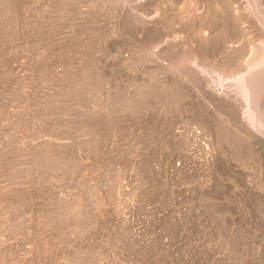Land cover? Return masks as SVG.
Here are the masks:
<instances>
[{
    "label": "rangeland",
    "instance_id": "obj_1",
    "mask_svg": "<svg viewBox=\"0 0 264 264\" xmlns=\"http://www.w3.org/2000/svg\"><path fill=\"white\" fill-rule=\"evenodd\" d=\"M253 53L264 0H0V264H264V153L211 101L264 144Z\"/></svg>",
    "mask_w": 264,
    "mask_h": 264
},
{
    "label": "bare ground",
    "instance_id": "obj_2",
    "mask_svg": "<svg viewBox=\"0 0 264 264\" xmlns=\"http://www.w3.org/2000/svg\"><path fill=\"white\" fill-rule=\"evenodd\" d=\"M180 1V0H179ZM123 3V2H122ZM127 3V2H126ZM177 3V2H176ZM166 6V5H165ZM170 6H172V5H170ZM212 6V5H211ZM169 9V8H168ZM171 9V8H170ZM143 10V9H142ZM256 10V9H255ZM132 11H133V9H132ZM167 11V10H166ZM253 12H254V10H253ZM174 13V12H173ZM208 13V12H207ZM211 13V12H210ZM255 13V12H254ZM129 14V13H128ZM162 14V13H161ZM215 14V13H214ZM163 15V14H162ZM257 15V14H256ZM168 16V15H167ZM172 16V15H171ZM217 16V15H216ZM215 16V17H216ZM128 17V16H127ZM133 17V16H132ZM132 17H129V19H128V23H127V25H128V30H129V32L132 34V35H134L136 32H138V27H137V22L135 21V19H133ZM220 17V16H219ZM197 19V18H196ZM219 19V18H218ZM222 19H223V17H222ZM222 19H220V20H222ZM194 20V19H193ZM164 21V20H163ZM161 22V21H160ZM227 22V21H226ZM159 23V22H158ZM192 23V22H191ZM181 24V23H180ZM229 24V23H228ZM169 25H170V23H169ZM184 25V24H183ZM226 25V24H225ZM126 26V25H125ZM167 26V25H166ZM171 26V25H170ZM182 26V25H181ZM186 26H188V24H186ZM222 26V25H221ZM127 27V26H126ZM140 27V26H139ZM172 27V26H171ZM185 27V26H184ZM219 27V26H218ZM166 28V27H165ZM216 28V27H215ZM223 28V27H222ZM228 28V27H227ZM147 29V28H146ZM170 29V28H169ZM185 29V28H184ZM165 31H164V33H163V31H162V33L164 34V35H168V33H170V31L166 28V29H164ZM173 30V29H172ZM152 32V34L151 33H149L150 34V37H151V35H152V37L151 38H153V41L152 40H150V42L152 41V42H154L155 44H156V40H158V38L160 39V33H157V31H151ZM172 32V31H171ZM221 32V31H220ZM216 33V32H215ZM137 34V33H136ZM146 34V33H145ZM173 34V33H172ZM162 35V34H161ZM217 35H218V33H217ZM149 36V35H148ZM227 36V35H226ZM163 38V37H162ZM231 38V37H230ZM180 39V38H179ZM227 39V38H226ZM161 40V39H160ZM204 41V40H203ZM149 42V43H150ZM165 42V41H164ZM206 42V41H205ZM203 43V42H202ZM167 44V43H166ZM198 44V43H197ZM163 45V44H162ZM169 45V44H168ZM263 45V44H262ZM161 46V45H160ZM176 46H178V45H176ZM174 47V46H173ZM188 47V46H187ZM175 48L176 47H174V52H175ZM177 50V49H176ZM198 51V50H197ZM256 51V50H255ZM178 52V51H177ZM189 52H190V50H189ZM202 53V52H201ZM258 53V52H257ZM261 53H263V50H262V52ZM165 54V53H164ZM173 54H175L176 55V53H173ZM238 54H240V53H238ZM254 54V53H253ZM256 54V53H255ZM253 55V56H251L252 54H250V56H251V62H249L248 61V63H249V65L247 66V72L249 73L250 71H252L253 69H258V70H255V71H257V72H255V71H252L249 75H247V77H243V78H239L238 80H234L233 82H234V84H233V86L230 88V87H227V89H225V91H228V93H232V95H234L235 97V99H237V98H240L241 100H242V102H243V104H244V111H245V114H244V111H242L243 113V115H245L246 117V119H247V121L249 122V125L252 127L251 129H254L255 130V128L257 129L258 127V129L260 130V126H263L264 127V54H263V56H261L262 58H260L259 60L257 59V57H258V55ZM186 55H188V54H185V56H183L184 57V60H185V57H186ZM260 55V54H259ZM262 55V54H261ZM164 56V55H163ZM177 56V55H176ZM181 56V54H180V56H177L176 58H177V60H182V57ZM172 57H174V56H172ZM188 57V56H187ZM190 57V56H189ZM252 57H253V59H252ZM260 57V56H259ZM258 57V58H259ZM171 57H169V59H170ZM175 58V57H174ZM249 58V57H248ZM171 59H173V58H171ZM191 59V58H190ZM247 59V58H246ZM258 61H257V60ZM174 60H176V59H174ZM176 60V61H177ZM183 60V61H184ZM150 62V61H149ZM175 62V61H174ZM179 62V61H178ZM189 63V62H188ZM259 64L257 67H255L256 66V64ZM170 64V63H169ZM194 64V63H193ZM247 64V63H246ZM173 65H174V63H173ZM191 65V64H190ZM206 65V64H205ZM179 66L182 68V69H180L181 70V72H179V71H177L176 69V71H177V73L178 74H180L181 73V75L179 76L180 78L182 77H185V78H187V81L188 82H190L192 85H193V87L196 89V90H198V91H201L202 90V88H203V81H202V78H199V76H197L195 73H194V71H192L190 68H187L186 66H183V64L182 63H180L179 64ZM210 66V65H209ZM185 67V68H184ZM205 67V66H204ZM245 67V66H244ZM176 68V67H175ZM240 69V68H239ZM205 70V69H204ZM203 70V71H204ZM215 70V69H214ZM241 70V69H240ZM206 71V70H205ZM211 71V70H210ZM235 71V70H234ZM208 72V71H207ZM232 73H234V72H232ZM247 73V74H248ZM246 75V74H245ZM244 75V76H245ZM242 77V76H241ZM184 79V78H183ZM182 82V81H181ZM217 83V82H216ZM176 85H177V83H176ZM218 85V84H217ZM179 86V85H178ZM206 86V85H205ZM221 86V85H220ZM186 87V86H185ZM187 88V87H186ZM189 88V87H188ZM228 88H230V90L228 89ZM193 89V88H192ZM221 89H222V87H221ZM221 89H219V90H221ZM183 91V90H182ZM195 91V90H194ZM207 91V90H206ZM222 91H224V90H222ZM224 91V92H225ZM219 93V92H218ZM222 93V92H221ZM212 94V93H211ZM223 94V93H222ZM221 95V94H220ZM226 96V95H225ZM215 97V96H214ZM207 98V97H206ZM210 98V97H209ZM208 99V98H207ZM213 99V98H212ZM204 100V99H203ZM212 101V103H216L215 104V106H213L214 107V109H213V111H214V114L215 115H218V117L221 119V121H219V122H221V123H223V125L222 126H224V124H228V125H230V126H234V128L235 129H237L238 131H239V133L240 132H242L244 135H245V137L247 138L245 141H243V143L242 142H239L238 143V145H237V149L239 150H237L238 152H240L241 154H243V155H245V153H246V155H248L247 153V150H252L253 151V148L254 147H256V146H259L261 149H262V151H263V153H264V144L261 142V141H259L257 138H255L250 132H249V130H248V128H246L244 125H243V123L240 121L241 119H239V116H238V114H237V111H236V108H235V106L233 105V104H230V103H227V102H223V101H221V102H218V101H216V100H211ZM214 105V104H213ZM201 112H203V110H201ZM212 113V112H211ZM213 114V115H214ZM214 115V116H215ZM206 117V116H205ZM210 117V116H209ZM218 117H217V119H218ZM203 118H204V116H203ZM202 118V119H203ZM213 120V119H212ZM203 121H206L207 122V119L205 118V119H203ZM211 120H208V122L209 123H211L210 122ZM214 121V120H213ZM212 121V122H213ZM215 122V121H214ZM219 122H217V124H219ZM205 123V122H204ZM216 124V123H215ZM209 125V124H208ZM212 125V124H211ZM222 126H221V129H222ZM249 126V127H250ZM207 127V126H206ZM213 127V126H212ZM220 127V126H219ZM225 127V126H224ZM262 127V128H263ZM261 128V129H262ZM220 129V128H219ZM225 129V128H224ZM234 129V130H235ZM264 129V128H263ZM236 130V131H237ZM259 130H258V132H259ZM211 131L213 132V133H215V134H217L218 133V129H216V128H214V130L213 129H211ZM228 131H229V129H228ZM256 131V130H255ZM230 132V131H229ZM222 135V134H221ZM262 135L264 136V132L262 133ZM216 136H218V135H216ZM227 136V135H226ZM218 140V139H217ZM225 144V143H224ZM232 144V143H231ZM220 147H221V145H220ZM233 147V146H232ZM258 147V148H259ZM257 148V147H256ZM228 149V148H227ZM233 149V148H232ZM231 149V150H232ZM235 149V148H234ZM220 150V149H219ZM230 150V149H229ZM251 150H250V152H251ZM255 151V150H254ZM234 152V151H233ZM249 152V153H250ZM260 152V151H259ZM251 153H253V152H251ZM220 154V153H219ZM240 154V155H241ZM253 154H255L253 157H257L258 156V153L256 154V153H253ZM252 154V155H253ZM250 155V154H249ZM242 156V155H241ZM247 157V156H246ZM260 157H262V156H260ZM263 158V157H262ZM235 159V158H234ZM255 160H257V159H254V161ZM258 161V160H257ZM237 163H238V161H237ZM247 163H248V161H247ZM235 164H236V161H235ZM239 166V165H238ZM245 166V165H244ZM262 166V165H261ZM260 166V167H261ZM254 167V166H253ZM259 169V168H258ZM263 169V168H262ZM240 170V169H239ZM242 173V172H241ZM250 173V172H249ZM245 181V180H244ZM258 182V181H257ZM247 183V182H246ZM252 185H254V184H252ZM259 190V189H258ZM262 191V190H261ZM250 197V196H249ZM252 197V196H251ZM261 197V196H260ZM257 198V197H256ZM255 200V199H254ZM253 200V201H254ZM256 201V200H255ZM258 202V201H257ZM254 203H256V202H254ZM260 203V202H259ZM251 204V203H250ZM261 205V204H260ZM262 206V205H261ZM263 209V208H262Z\"/></svg>",
    "mask_w": 264,
    "mask_h": 264
}]
</instances>
